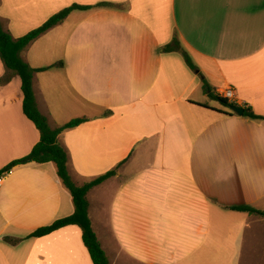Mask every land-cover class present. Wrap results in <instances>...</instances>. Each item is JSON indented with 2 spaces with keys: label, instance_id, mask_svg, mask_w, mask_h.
I'll list each match as a JSON object with an SVG mask.
<instances>
[{
  "label": "crops",
  "instance_id": "0c3cea01",
  "mask_svg": "<svg viewBox=\"0 0 264 264\" xmlns=\"http://www.w3.org/2000/svg\"><path fill=\"white\" fill-rule=\"evenodd\" d=\"M73 5L20 57L51 129L85 120L58 136L72 182L114 172L87 194L109 264H264V217L230 210L264 212V120L209 96L264 117V0H0V24L18 39ZM22 101L0 60V173L39 141ZM73 210L53 163L13 167L0 264H93L75 225L29 237Z\"/></svg>",
  "mask_w": 264,
  "mask_h": 264
},
{
  "label": "trees",
  "instance_id": "16d2710c",
  "mask_svg": "<svg viewBox=\"0 0 264 264\" xmlns=\"http://www.w3.org/2000/svg\"><path fill=\"white\" fill-rule=\"evenodd\" d=\"M88 7H81L73 5L69 8L63 9L57 14L50 17L40 27L27 33L25 36L14 39L7 31H5L0 24V60L5 68L17 75L20 79V88L23 95L22 111L25 117L33 123L39 133V141L32 148L28 155L15 160L8 164L3 171H9L13 167L25 165L29 163L46 164L53 163L56 167V174L62 185L69 191L72 197L73 213L70 216L55 220L54 222L39 228L32 232L30 238L44 237L58 229L66 226L75 225L81 230L82 242L88 251L90 259L93 264H109L106 254L102 250L100 243L91 227V221L88 216L89 203L87 200L88 192L94 187L100 185L108 178L114 175V172H108L90 182L81 186H76L68 172H67V155L62 146L58 143V136L64 130L74 128L84 119L73 120L63 126L51 129L48 125L47 119L39 112L35 100L32 79L34 73L42 70H35L25 63L20 53L38 36L45 33L49 29L63 22L67 16L76 9H87ZM186 63L190 68H194L190 60L186 58ZM61 64H55L53 67H59ZM209 91V89H208ZM211 99L220 103L223 107L231 109L236 105L229 103L227 100L221 98L216 93L209 92ZM226 114V113H224ZM231 116V113L226 114ZM243 117L252 120H264L263 116L255 115L252 110L244 108ZM230 210L238 212H246L249 214L259 215L264 217V212H258L247 206L232 207Z\"/></svg>",
  "mask_w": 264,
  "mask_h": 264
},
{
  "label": "built area",
  "instance_id": "2783aa9c",
  "mask_svg": "<svg viewBox=\"0 0 264 264\" xmlns=\"http://www.w3.org/2000/svg\"><path fill=\"white\" fill-rule=\"evenodd\" d=\"M218 95L227 100L228 102H232L234 100V92L232 89L230 88H225L223 90H221ZM9 171H3L0 173V188L4 182L5 177L8 175Z\"/></svg>",
  "mask_w": 264,
  "mask_h": 264
},
{
  "label": "water",
  "instance_id": "95a60500",
  "mask_svg": "<svg viewBox=\"0 0 264 264\" xmlns=\"http://www.w3.org/2000/svg\"><path fill=\"white\" fill-rule=\"evenodd\" d=\"M232 113L238 115V116H242L244 113V109L240 108V107H232L231 108Z\"/></svg>",
  "mask_w": 264,
  "mask_h": 264
},
{
  "label": "rangeland",
  "instance_id": "374dc122",
  "mask_svg": "<svg viewBox=\"0 0 264 264\" xmlns=\"http://www.w3.org/2000/svg\"><path fill=\"white\" fill-rule=\"evenodd\" d=\"M212 105H213L214 107H216L217 109H224V108H222V107L220 106V104L217 103L216 101H212Z\"/></svg>",
  "mask_w": 264,
  "mask_h": 264
}]
</instances>
